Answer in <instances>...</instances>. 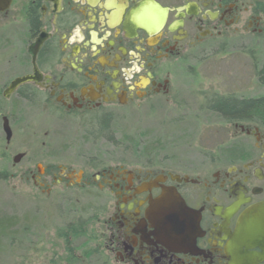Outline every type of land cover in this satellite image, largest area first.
I'll use <instances>...</instances> for the list:
<instances>
[{
  "label": "flooded vegetation",
  "instance_id": "1",
  "mask_svg": "<svg viewBox=\"0 0 264 264\" xmlns=\"http://www.w3.org/2000/svg\"><path fill=\"white\" fill-rule=\"evenodd\" d=\"M255 37H264V0L0 2L3 132L5 118L12 129L28 108L114 135L92 127L170 105L180 76L187 86L198 76L194 61ZM245 72L239 90L199 92L196 109L187 108L199 125L208 112L230 131L189 132L136 159L122 149L119 158L31 174L46 195L60 187L92 200L88 217L72 214L58 230L57 264H264V241L243 231L264 204V69ZM225 102L243 109L225 114Z\"/></svg>",
  "mask_w": 264,
  "mask_h": 264
},
{
  "label": "rangeland",
  "instance_id": "2",
  "mask_svg": "<svg viewBox=\"0 0 264 264\" xmlns=\"http://www.w3.org/2000/svg\"><path fill=\"white\" fill-rule=\"evenodd\" d=\"M244 44L226 50L217 47L206 58L194 61L198 76L192 77L188 86L186 77L180 76L170 105L159 103L127 110L123 119L114 120L107 128L92 127L94 131L114 135H89L87 128L47 115L35 116V111L21 108L19 120L11 124L13 136L7 143L0 119V222L8 220L9 227L0 239V264H57L59 251L54 250L52 241L58 238L64 220H71L73 214L83 217L82 221L91 210L88 194L71 191L64 194L57 187L46 195V188L42 190L31 178L32 173L38 175V168L43 170L51 164L81 166L94 159L119 158L122 149H126L129 159H136L139 154L149 155L159 147H171L166 141L172 143L175 137L189 132L230 131L225 120L208 112L201 114L203 121L199 125L191 118L194 112L189 114L187 108L191 105V110H195L196 102L203 99L197 93L239 90L246 70L264 69V37L246 40ZM259 78L253 84H258ZM109 137L113 140H108ZM21 152L26 155L14 164L13 157ZM62 194L73 201L63 199ZM13 223H19V228H12ZM84 250L80 248L78 253Z\"/></svg>",
  "mask_w": 264,
  "mask_h": 264
},
{
  "label": "water",
  "instance_id": "3",
  "mask_svg": "<svg viewBox=\"0 0 264 264\" xmlns=\"http://www.w3.org/2000/svg\"><path fill=\"white\" fill-rule=\"evenodd\" d=\"M6 0H0V2H4ZM28 78L21 79L15 82L11 89H14L16 85L20 81H26ZM4 132L6 134V141L10 142L12 138V129L5 118L3 124ZM25 156L24 153H17L13 157L14 164L19 163L23 157ZM246 223H250L252 225L248 226L247 224L243 227L244 236H246L249 240H256V241H264V204L257 206L251 213L250 219L247 220Z\"/></svg>",
  "mask_w": 264,
  "mask_h": 264
},
{
  "label": "trees",
  "instance_id": "4",
  "mask_svg": "<svg viewBox=\"0 0 264 264\" xmlns=\"http://www.w3.org/2000/svg\"><path fill=\"white\" fill-rule=\"evenodd\" d=\"M224 107H223V111L225 114L231 115V116H235L238 114V112H240L243 108L240 105H228L226 102L223 103ZM7 221H1V225H0V239L1 237H4L3 235L5 234V231H7L9 229L8 225H6Z\"/></svg>",
  "mask_w": 264,
  "mask_h": 264
}]
</instances>
